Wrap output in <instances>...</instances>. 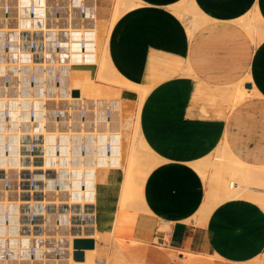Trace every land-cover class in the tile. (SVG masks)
<instances>
[{
  "label": "crops",
  "instance_id": "0c3cea01",
  "mask_svg": "<svg viewBox=\"0 0 264 264\" xmlns=\"http://www.w3.org/2000/svg\"><path fill=\"white\" fill-rule=\"evenodd\" d=\"M187 1L201 14L192 35L174 11ZM113 4L95 0L97 61ZM253 15L264 26V0H136L114 22L108 55L119 75L148 88L139 127L157 162L137 208L117 206L122 171H98L90 224L99 264H264L262 206L238 196L201 216L207 184L193 167L224 145L244 165L264 169V38L255 40L242 23ZM94 68L74 70L91 82L89 98L120 100L125 153L138 95L96 82ZM239 85L248 95L234 105L225 102L221 92ZM242 184L264 194L263 186Z\"/></svg>",
  "mask_w": 264,
  "mask_h": 264
},
{
  "label": "built area",
  "instance_id": "2783aa9c",
  "mask_svg": "<svg viewBox=\"0 0 264 264\" xmlns=\"http://www.w3.org/2000/svg\"><path fill=\"white\" fill-rule=\"evenodd\" d=\"M97 37L95 0H0V262L77 264L74 239L93 238L97 174L121 141L116 99L72 84Z\"/></svg>",
  "mask_w": 264,
  "mask_h": 264
},
{
  "label": "rangeland",
  "instance_id": "374dc122",
  "mask_svg": "<svg viewBox=\"0 0 264 264\" xmlns=\"http://www.w3.org/2000/svg\"><path fill=\"white\" fill-rule=\"evenodd\" d=\"M130 1V2H129ZM136 0H128V3L130 4V3H132V4H130V6L132 5V7L134 6V3H135V5H136V2H135ZM190 2H192V1H189V2H185L184 4V6H183V4H182V6H183V8L185 9V10H189L190 8L188 7L189 6V4H190ZM193 3V2H192ZM191 3V4H192ZM186 4H187V6H186ZM181 6V5H180ZM178 8V7H177ZM175 9L174 8V11L176 12V11H178V12H176L177 13V15L178 16H180V14L184 11L182 8H180V9ZM183 11H182V10ZM182 11V12H181ZM185 12V11H184ZM254 16H256V15H253V17ZM252 17V18H253ZM258 18H259V16H258ZM201 19V17L200 18H198L197 19V23L195 22L194 23V26L195 27H197V25L199 24L200 25V20ZM196 20V19H195ZM114 21V20H113ZM112 21V22H113ZM262 22V21H261ZM263 23V22H262ZM112 23H110L109 22V27H108V31H109V29H110V25H111ZM245 26H247V25H245ZM251 28H250V27ZM248 26V28L249 29H251V31L253 30V32L254 33H258V30L257 31H254V29L256 30V28H254V27H252V24H250ZM260 27V29L263 27V24L261 25V26H259ZM259 27H258V29H259ZM252 28H254V29H252ZM247 29V28H246ZM249 29H247V31L249 30ZM264 30V27L262 28V31ZM107 31V32H108ZM262 31H260V32H262ZM248 32H250V31H248ZM253 32H250V33H252L251 34V36L254 34ZM110 33V32H109ZM109 33H108V35H107V37H109ZM257 33L256 34H254L252 37L253 38H255L256 39V36L255 35H257ZM106 41H108V39H106ZM106 44V43H105ZM105 46H107V44L105 45ZM107 48V47H106ZM106 48L103 50V53L105 54V60L106 61H108V60H110V58H108V51H105L106 50ZM108 50V49H107ZM106 53H105V52ZM103 53H102V55H103ZM101 59H103V61H101ZM95 61L97 62V63H99L100 65H107V67H110V65H112V64H110V62H107V64L106 63H103V62H105L104 61V55H103V57L101 56V58H100V60H99V62L96 60V59H93V62H92V64H94L95 65ZM101 61V62H100ZM101 63H103V64H101ZM108 63L110 64V65H108ZM93 65V66H94ZM103 65V66H104ZM104 66V67H105ZM102 67V66H101ZM100 66H98V71H99V73L101 72H103V73H107V71H105L106 70V68L107 67H103L102 69H100L101 68ZM112 67V68H111ZM110 68L112 69V71L113 70H115V69H113V66H111ZM110 68H107V69H110ZM101 70V71H100ZM188 71V70H187ZM109 72H111V70H109ZM115 71H113V74H112V72L111 73H109V74H106L105 76H104V74L102 73H100L101 75L100 76H102V78H104V79H102L101 78V80H103V85H107V86H109V85H111V86H113V87H121V85H123V83H120V82H118L117 81V74H115L114 73ZM116 73H117V71H116ZM111 74V75H110ZM115 74V75H114ZM107 75H110L109 77H107ZM112 76H114V77H112ZM105 77H107V78H109V79H107V78H105ZM116 77V81H114V82H112L113 80H111V81H109L110 79H114ZM109 81V83H107V81ZM106 81V82H105ZM110 82H111V84H110ZM105 83H107V84H105ZM72 84L73 85H76V86H79V87H81L82 88V95L83 96H85V97H90V96H92L93 94H95L94 93V88H93V86H92V84H91V82L90 81H87V80H85V75L83 74V73H81L80 71H75V70H73V72H72ZM118 85V86H117ZM127 85V84H126ZM130 85H134V84H129V85H127V86H130ZM135 86V85H134ZM138 86V89L140 90V93H138L139 91H138V89H137V87H136V89H134L133 91H135V93L138 95V94H140V95H138L139 97H138V100H137V102H136V106H135V112H134V115H135V117H134V115H133V118L134 119H132L134 122H135V126H137V128H138V133L136 134L137 136H135V139H136V137L138 138V136H140L141 135V133L139 132L140 131V127H139V125H136V123L138 124L139 123V116H140V109H141V106H142V98H141V96H145L146 94V92L148 91V88H145V87H143L145 90L147 89V91L145 92V90H143L142 89V86H140L139 87V85H137ZM123 88L125 87V85L124 86H122ZM134 87V88H135ZM129 88V90H132L133 89V87H125V89H128ZM132 88V89H131ZM142 89V90H141ZM244 89V88H243ZM141 91L143 92V95H141L142 93H141ZM142 101H140V100ZM144 99V98H143ZM116 101H118V99L116 100ZM115 101V104H116V106L119 108V109H121V106H120V100H119V102H116ZM138 106V107H137ZM139 110V111H138ZM121 111V110H120ZM139 112V113H138ZM138 115V116H137ZM139 134V135H138ZM140 139V141L138 142V140ZM139 139L138 140H136L137 141V144H136V146L138 145V156H140L139 154H142V156H143V154L144 155H146L147 153H149L150 152V155H149V157L147 158V157H144L143 158V160H142V162L143 163H145V161H146V163L145 164H147V161H149L148 163V165H147V167L145 166L144 167V165H143V163L142 164H140V165H142V167H141V169H139V170H141V171H138V170H136V169H138V167H140L139 166V164H138V162L136 161V163H135V165H134V176H133V178H132V182L133 181H135V183H133V184H130V185H128L127 183H126V185L129 187V188H131V189H129L130 191V193L129 192H126L127 194L129 193V195H126V193H125V196L127 197V200L125 199V197H124V199L126 200V201H123L124 203H122V205L124 206V204L126 205V204H128L129 203V205H126L125 206V208H128V206H129V208H137V207H139L141 204H142V188H143V186H142V182L143 181H141V180H143V174L145 173L146 175L148 174V172L150 171V169L156 164V162H157V158H156V156H154L155 154L152 152V151H150L149 149L147 150V144L145 143V144H143V145H141L143 142H141V137H139ZM141 143V144H140ZM145 145V146H144ZM142 146V147H141ZM144 146V147H143ZM143 149H141V148ZM146 147V148H145ZM145 148V149H144ZM148 151V152H147ZM142 152V153H141ZM144 152V153H143ZM152 152V153H151ZM229 151L227 150V148H226V146H224L223 145V147H222V149H220V150H218L217 152H215V153H213V155L212 156H209L208 158H206L205 159V161H202V162H198V163H195L194 164V167L196 168V169H199L200 171H198L199 172V174L202 176V178L205 180V182H206V184H207V190H206V200H205V204H204V206L206 207L205 208V210L202 208V211H201V213H200V215L202 216H205V215H207L208 213H209V210L208 211H206L207 209H209V207H215L218 203H220V202H223V199H222V194H223V196H224V192L225 193H228V188L226 187L227 186V184L230 182V181H232V180H236V181H242V183H248V182H251V183H253L254 185H257V186H263L264 187V169H255V167H251V166H247V165H244L243 163H241L239 160H237L236 159V162H235V164L237 165L236 166V169L238 170V171H236V170H233V172H232V170H228V169H225L224 170V172L222 171V172H217V168L219 169L220 167H221V165H224V164H226V162H227V157H225L226 156V154L228 153ZM230 153V152H229ZM151 154L153 155V156H151ZM138 156L136 157L137 159H138ZM153 157V158H155V164H154V161H152V160H154V159H152L151 157ZM136 159V160H137ZM150 159H152V160H150ZM141 160H138V161H140L139 163H141ZM151 161L153 162V163H151ZM138 164V165H137ZM151 164H154V165H151ZM137 165V166H136ZM137 167V168H136ZM143 168H146V170L144 169L143 170ZM119 170H121L122 171V169H119ZM149 170V171H148ZM137 171V172H136ZM146 171H148V172H146ZM142 172V176H140L139 175V173H141ZM145 174H144V178H145ZM241 176V177H240ZM142 179H141V178ZM224 177H225V179H224ZM220 178V179H219ZM238 179V180H237ZM240 179V180H239ZM145 180V179H144ZM223 181V182H222ZM225 181V182H224ZM240 181V182H241ZM241 183V184H242ZM124 184V183H123ZM219 184V185H218ZM223 184V185H222ZM138 186V187H137ZM242 186H243V184H242ZM241 186V191L242 192H244V194L245 193H247V192H250V191H248V187H242ZM219 187H221L222 188V191H221V189L219 188ZM141 188V189H140ZM227 189V190H226ZM139 190H141L140 192H139ZM219 191V194H220V191L222 192L220 195L218 194V191ZM124 192V191H123ZM134 192V193H133ZM243 193L241 194L242 196L244 195ZM255 194V195H254ZM256 194H257V196H256ZM259 194V195H258ZM140 195V196H139ZM235 195V194H234ZM241 195H238V196H241ZM247 196L246 197H248V198H250V199H252V200H255L256 202H258L261 206H262V208L264 209V194H260V193H252L251 192V195L249 194V193H247L246 194ZM210 196H215V197H217V199H210ZM219 196H220V198H219ZM236 196V195H235ZM235 196H233V198L235 197ZM237 196V197H238ZM228 197V198H227ZM227 197H223V198H226V199H224V200H227V199H231L232 198V195H231V197L230 196H227ZM128 199L130 200V202L128 201ZM121 200H123V199H121ZM212 200V201H211ZM122 202V201H121ZM126 202H128V203H126ZM93 264H99V261L97 260V257H99L98 256V254H97V252L96 251H94V254H93ZM96 261V262H95Z\"/></svg>",
  "mask_w": 264,
  "mask_h": 264
},
{
  "label": "bare ground",
  "instance_id": "6f19581e",
  "mask_svg": "<svg viewBox=\"0 0 264 264\" xmlns=\"http://www.w3.org/2000/svg\"><path fill=\"white\" fill-rule=\"evenodd\" d=\"M130 2V1H129ZM136 2V1H135ZM188 2V1H187ZM186 2V3H187ZM193 2V1H192ZM192 2H190V4H189V10L187 11V10H185L184 8H183V6L185 5L184 3H182L183 4V6H182V4H181V6L179 5V6H177V7H175V9L177 8V9H180V8H182L181 10L183 11H181L182 13L180 14V18L182 19V20H184L185 22H187V25H188V32L190 33V35H192L193 34V32L196 30V28L197 27H199L200 25L198 24L197 25V27H195L194 26V23L197 21V19L198 18H200L201 17V14H200V11L198 10V8L196 7V5L194 4V2L192 3ZM133 3V2H132ZM132 3H130V4H132ZM192 3V4H191ZM130 4L128 3V0H114V4H113V9H112V14H111V18H110V23H112L111 25H110V29H109V31L107 32V35H108V33L109 32H111L110 30H112L111 28H112V26H113V24H114V22L117 20V18L123 13V12H125L126 10H128V9H130V8H132V5L130 6ZM134 6H136L135 5V3H134ZM133 6V7H134ZM186 6H187V4H186ZM176 12H178V11H176ZM177 14V13H176ZM258 15V14H257ZM252 16V17H247L246 19H244L243 21H242V23H243V25H244V27L245 28H247V29H249L248 28V26L250 25V24H252V27H254V28H256V30L254 29V28H252V29H254V31H257L258 30V33H257V35H255L256 36V39L255 40H257V41H259L261 38H264V30L262 31V28L264 27H262L261 29H260V27L259 26H261L263 23L261 22V19L260 18H258V16ZM196 19V20H195ZM114 20V21H113ZM113 21V22H112ZM201 22V21H200ZM197 23V22H196ZM202 23V22H201ZM245 25H247V26H245ZM109 27V26H108ZM250 27V26H249ZM258 27H259V29H258ZM96 28H97V24H96ZM251 28V27H250ZM248 31H250V32H253V30L251 31V29H249ZM260 31H262V32H260ZM249 32V33H250ZM254 33V32H253ZM256 33H254V34H256ZM250 34H252V33H250ZM253 34V35H254ZM109 35H110V33H109ZM252 35V36H253ZM107 39H108V37H107ZM262 40V39H261ZM107 42L108 41H106V44H107ZM105 44V45H106ZM107 46H105L104 47V49L106 48ZM105 51H108L107 50V48H106V50ZM104 51V52H105ZM106 53V52H105ZM107 54H109V53H107ZM103 55H104V61L105 62H103V63H106L107 64V62H110V64L112 63L110 60H108V61H106L105 59V54L103 53ZM103 55H102V57H103ZM108 58H109V55H108ZM94 59H95V57H94ZM101 61H103V59H101ZM100 61V62H101ZM99 62V61H98ZM103 63H101V64H103ZM109 63H108V65H110ZM94 64H92V66H93ZM104 65V64H103ZM103 65H100L99 63H97L96 61H95V65H94V76H95V80H96V82H98V83H100V84H102L103 85V80H101V78H102V76H100L101 74L99 73V69H98V66H102L100 69H102L104 66ZM113 65V64H112ZM112 65H110V67L112 66ZM88 66V65H87ZM105 67H107V65L105 66ZM104 67V68H105ZM110 67H107V68H110ZM106 68V70L105 71H107V73L106 74H109V73H111L112 72V74H113V71H115L114 73L115 74H117L116 76H117V81L118 82H120V83H123V85H121V87L122 86H124L125 85V87L127 88V87H133V89H132V91L134 90V89H136V87H137V89H138V86L136 85V84H134V83H132V84H134L133 86L132 85H130V86H127V85H129V84H131V82L130 81H128V80H126L125 78H123L121 75H119L118 73H116V70H113L112 71V67L110 68V69H107ZM113 69H114V67H113ZM103 70V69H102ZM109 70H111V72H109ZM101 71V70H100ZM104 74V76L106 75L105 73H103ZM114 74V75H115ZM111 75V74H110ZM110 75H107V77H109ZM107 77H105V78H107ZM112 77H114V76H112ZM110 78V77H109ZM109 78H107V79H109ZM102 79H104V78H102ZM116 79V77L114 78V79H110L109 81H111V80H113L112 82H114V81H116L115 80ZM107 81V80H106ZM105 81V82H106ZM109 81H107V83H109ZM107 83H105V84H107ZM110 84H111V82H110ZM127 84V85H126ZM109 86H111V85H109ZM118 86V85H117ZM124 87V88H125ZM135 87V88H134ZM140 87V86H139ZM145 88H147V87H145ZM142 89L143 90H145L143 87H142ZM141 89V90H142ZM128 90H129V88H128ZM138 93H140V90L138 89ZM147 91V89L145 90V92ZM225 91V90H224ZM83 92V91H82ZM135 92V91H134ZM251 92V91H250ZM141 95H143V92L141 91ZM147 93V92H146ZM145 93V94H146ZM252 94V93H251ZM138 95H140V94H138ZM245 95H248L247 94V90H244L243 88H242V86L241 85H239V86H236V87H234V89L232 90V91H230V92H221V97L223 98V100H225V102H227V103H229V104H232V105H234L235 103H237L239 100H241V99H243L244 97H245ZM139 97V96H138ZM144 98V97H146V96H141V98ZM143 98H142V101H143ZM117 100V99H116ZM140 100V99H139ZM141 101V100H140ZM141 101V102H142ZM116 102H119V100L118 101H116ZM136 103V102H135ZM120 106H121V104H120ZM119 107V106H118ZM117 106H116V104H115V108H114V113H113V115H112V120H114L115 122H117V124H119L120 123V120H121V118H120V110L121 109H119ZM138 107V106H137ZM139 111V110H138ZM135 112V111H134ZM137 112V111H136ZM135 112V113H136ZM139 113V112H138ZM134 115V114H133ZM138 116V115H137ZM134 117H135V115H134ZM140 117V116H139ZM132 119H134L133 118V116H132ZM131 119V120H132ZM139 119V118H138ZM136 122V121H135ZM135 122L132 120V122H131V126L129 127L130 128V133H129V136H128V143H127V148H126V152L124 153V151H123V148H124V146H123V143L124 142H122V135H121V141H120V148H119V150L114 154V157H115V159H114V162L110 165V168H107L106 170H108V169H116V170H119V169H122V173H123V176H122V180H121V188H120V195H119V205H117V206H120L121 208H125V206L126 205H129V203L128 202H126V203H128V204H124V206L122 205V203H124L123 201H126L127 200V197L125 196V193L126 192H129L130 190L129 189H131V188H129L127 185H126V183L128 184V185H130V184H133V183H135V181H133L132 182V178H133V176H134V165H135V163H136V161L138 162V164H139V166L140 167H138V169H136V170H138V171H141L142 169H141V167H142V165H140V164H142L143 162H142V160H143V158L144 157H149V155H150V152L149 153H147L146 155H144L143 154V156H142V154H139L140 156H138L137 154H138V145L136 146V144H137V141L136 140H138L139 139V137H141V142H143L144 140H143V138H142V135H140V136H138V138L136 137V139H135V136H137L136 134L138 133V128H137V126H135ZM136 125H139V123L137 124L136 123ZM129 126V125H128ZM119 128H120V124H119ZM140 132V131H139ZM120 133H121V130H120ZM139 135V134H138ZM140 141V139L138 140V142ZM145 142V141H144ZM140 143L141 145H143V144H145V143ZM140 146V145H139ZM145 146V145H144ZM143 146V147H144ZM142 147V146H141ZM140 147V148H141ZM148 148H147V150L149 149V146H147ZM146 148V147H145ZM144 148V149H145ZM142 149V148H141ZM143 150V149H142ZM150 151H151V149H149ZM148 152V151H147ZM154 152V151H153ZM142 153V152H141ZM144 153V152H143ZM152 153V152H151ZM125 154V155H124ZM138 156V159L136 158ZM151 156H153L152 154H151ZM150 156V157H151ZM155 156V155H154ZM142 159H140V158ZM147 157V158H148ZM225 157H227V162H226V164H224V165H221V167L218 169L217 168V172H224V170L225 169H228V170H232V172H233V170H236V171H238L237 169H236V164H235V162H236V159L237 158H235L231 153H227L226 154V156ZM152 159H154V160H152V159H150V160H152V161H154V164H155V158H153V157H151ZM137 159V160H136ZM138 160H141V163H139L140 161H138ZM151 161V163H153ZM149 161H147V164H145L146 163V161H145V163H143V165H144V167L146 166L147 167V165L149 164L148 163ZM137 164V165H138ZM154 164H151V165H154ZM160 164V163H159ZM136 165V166H137ZM194 167V166H193ZM137 168V167H136ZM148 168V167H147ZM139 169H141V170H139ZM146 170V168H143V170ZM103 170V169H102ZM197 171H200L199 169H196ZM112 171V170H111ZM121 171V170H120ZM149 171V170H148ZM148 171H146V172H148ZM226 171V170H225ZM137 172V171H136ZM234 173V172H233ZM112 174H113V172H112ZM115 174V173H114ZM145 174V173H144ZM144 174H143V180H141V181H143L142 183H144ZM116 175V174H115ZM139 175L140 176H142V172L141 173H139ZM116 177H118L117 175H116ZM145 177H146V174H145ZM241 177V176H240ZM141 178V177H140ZM141 178V179H142ZM220 179V178H219ZM224 179H225V177H224ZM223 182V181H222ZM225 182V181H224ZM124 183V184H123ZM242 182H240V181H236L235 179L234 180H232V181H230L228 184H227V188H228V193H225L224 192V196H223V194H222V199H223V201H224V199H226V198H223V197H227V196H230L231 197V195H232V198H233V196H235V197H237L238 195H241L242 193L244 194V192H242L241 190V186H242V184H241ZM237 184V185H236ZM219 185V184H218ZM223 185V184H222ZM131 186V185H130ZM142 186H143V184H142ZM138 187V186H137ZM220 189H221V191H222V188L221 187H219ZM141 189V188H140ZM124 191V192H123ZM141 190H139V192H140ZM218 191V190H217ZM220 191V194L223 192H221ZM130 193V192H129ZM129 193L127 194L126 193V195H129ZM134 193V192H133ZM247 193H249L250 195H251V192H247ZM247 193H245L243 196H247L246 194ZM253 193V192H252ZM142 194V193H141ZM218 194H219V191H218ZM219 194V195H220ZM235 194V195H234ZM261 194V193H260ZM255 195V194H254ZM259 195V194H258ZM140 196V195H139ZM242 196V195H241ZM256 196H257V194H256ZM124 197H125V199H124ZM219 198H220V196H219ZM228 198V197H227ZM121 199H123V200H121ZM122 201V202H121ZM128 201L130 202V200L128 199ZM95 202H96V200H95ZM142 202V201H141ZM131 203V202H130ZM130 206V205H129ZM129 206H128V208H129ZM106 211H108V210H106ZM123 213V212H122ZM116 214H117V212H116ZM121 216V215H120ZM109 217H110V214H109ZM107 223V222H106ZM111 225H112V222H111ZM106 226V225H105ZM90 229L91 230H89V231H87V232H85V233H82L83 235H90V237H95L96 236V229L94 230L93 229V227H92V225H91V227H90ZM107 229V228H106ZM103 231V230H102ZM101 236V235H100ZM109 237V236H108ZM103 238V237H102ZM107 242V241H106ZM102 244V243H101ZM107 244V243H106ZM95 248H96V246L93 248V249H85L84 250V260L83 261H77V264H93V254H94V251H95ZM100 248V247H99ZM102 249V248H101ZM182 253V252H181ZM183 255H185V254H183ZM211 259V258H210ZM70 260V259H69ZM69 260H66V259H60V260H52V261H49V262H44V263H40V262H29V263H23V264H70V262H69ZM99 261V260H98ZM96 262V261H95ZM101 263V262H100ZM0 264H17V263H4V262H0Z\"/></svg>",
  "mask_w": 264,
  "mask_h": 264
},
{
  "label": "water",
  "instance_id": "95a60500",
  "mask_svg": "<svg viewBox=\"0 0 264 264\" xmlns=\"http://www.w3.org/2000/svg\"><path fill=\"white\" fill-rule=\"evenodd\" d=\"M246 88L250 87V84L245 85ZM75 95H78V91H74ZM73 259L75 261H83L84 260V250L85 249H93L94 248V240L93 238H76L73 241Z\"/></svg>",
  "mask_w": 264,
  "mask_h": 264
}]
</instances>
